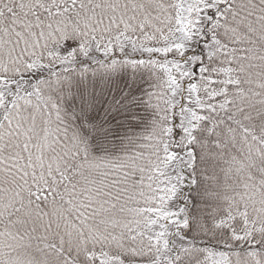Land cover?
Wrapping results in <instances>:
<instances>
[{
	"label": "snow or ice",
	"instance_id": "snow-or-ice-1",
	"mask_svg": "<svg viewBox=\"0 0 264 264\" xmlns=\"http://www.w3.org/2000/svg\"><path fill=\"white\" fill-rule=\"evenodd\" d=\"M0 264H264V0H0Z\"/></svg>",
	"mask_w": 264,
	"mask_h": 264
}]
</instances>
